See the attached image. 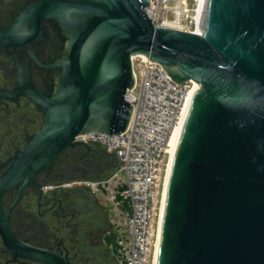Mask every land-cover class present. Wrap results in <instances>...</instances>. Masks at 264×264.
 <instances>
[{
  "label": "water",
  "instance_id": "95a60500",
  "mask_svg": "<svg viewBox=\"0 0 264 264\" xmlns=\"http://www.w3.org/2000/svg\"><path fill=\"white\" fill-rule=\"evenodd\" d=\"M149 0H43L31 13L67 37L52 97L36 94L44 126L0 180L2 252L71 264L11 230L1 205L12 185L50 172L88 133L120 134L131 120L132 58L198 84L173 147L154 264H264V0H202L200 33L154 25ZM97 178L96 180H100ZM90 180V179H87Z\"/></svg>",
  "mask_w": 264,
  "mask_h": 264
},
{
  "label": "flooded vegetation",
  "instance_id": "af4514ba",
  "mask_svg": "<svg viewBox=\"0 0 264 264\" xmlns=\"http://www.w3.org/2000/svg\"><path fill=\"white\" fill-rule=\"evenodd\" d=\"M41 1L0 0V180L11 159L45 124L46 111L36 94L52 97L63 72L54 65L63 57L67 37L50 19H43L37 30L31 11ZM69 148L68 156H59L50 172L7 189L1 197L2 211L21 241L54 249L71 264H106L101 256L109 257L104 246L113 247L112 225L103 232L99 213L86 219L89 212L80 206L87 189L80 181L88 175L107 177L117 158L104 148ZM2 247L0 232V264H38L5 254Z\"/></svg>",
  "mask_w": 264,
  "mask_h": 264
},
{
  "label": "built area",
  "instance_id": "2783aa9c",
  "mask_svg": "<svg viewBox=\"0 0 264 264\" xmlns=\"http://www.w3.org/2000/svg\"><path fill=\"white\" fill-rule=\"evenodd\" d=\"M149 1L145 9L154 25L200 33L201 0ZM132 63L135 85L126 98L133 112L127 129L120 134L88 133L77 138L100 145L114 155L119 161L118 173L80 184L98 193L118 177L116 187L121 186L119 194L128 207L125 228L117 240L123 263L153 264L162 166L169 155L173 133L198 84L193 80L175 82L160 63L143 55L134 56ZM117 192L111 189L114 201ZM120 205L118 201V209Z\"/></svg>",
  "mask_w": 264,
  "mask_h": 264
},
{
  "label": "rangeland",
  "instance_id": "374dc122",
  "mask_svg": "<svg viewBox=\"0 0 264 264\" xmlns=\"http://www.w3.org/2000/svg\"><path fill=\"white\" fill-rule=\"evenodd\" d=\"M90 145H91V147H96V149L102 148V146H100V145H96V144H90ZM83 147H84V151H85L86 147L85 146H83ZM70 149L71 148L65 150L60 155V159L64 160L68 156V154L71 152ZM86 163H88V161ZM118 165L119 164L116 160V166H118ZM165 174H166V166L164 163V165L162 166V176H161V181H160L161 185L159 186V192H160L159 200L162 197V192L164 189ZM92 176L93 175H88V176H86V179H84V180H87V179L96 180ZM110 176H112V174H108L107 177H105V179L110 178ZM102 179H104V178H102ZM117 180H118V177L117 178L115 177V179L113 181H111L109 185H107L104 188L102 187L101 191H99L98 193H93V191L91 189L85 187L87 189V191H86L85 196H84V202L80 206V207H82V206L84 207L83 208L84 212L86 210L89 212V213H85L86 219L90 218V220H91L94 218V216L96 217V215L99 213V218H102L101 225L103 228H101V229L103 230V232H105V228L107 229L109 224L112 225V232L110 235L111 236L110 240L113 241V247L111 248V250H109V249L106 250L105 249L106 247L104 246L103 252L107 251L109 254V257L107 256L106 258H104V256H101V258L103 260L105 259L106 264H124L123 263V257L119 251V248H118L117 240L125 228V221L127 219L128 207L125 203H122V197L119 194V192L122 190V188H121V186L118 188L116 187ZM73 184L75 185L76 183H73ZM111 189H116V191H118L116 194V200L115 201L112 200V198H111ZM118 201L121 204L119 209L117 207ZM155 229H157V223H155ZM103 254L105 255V253H103Z\"/></svg>",
  "mask_w": 264,
  "mask_h": 264
},
{
  "label": "bare ground",
  "instance_id": "6f19581e",
  "mask_svg": "<svg viewBox=\"0 0 264 264\" xmlns=\"http://www.w3.org/2000/svg\"><path fill=\"white\" fill-rule=\"evenodd\" d=\"M201 6H202V0H201ZM195 91H196V89L191 92V96L188 99V103H187L186 110L184 112L183 119H182L180 125L175 129V131L173 133V136L171 138V147L169 149V155H168L167 160H166V163H165V166H166V174H165V180H164V189L166 187L167 176H168V171H169V167H170V161H171L173 147L175 146V143H176L177 139L179 138L180 133L182 131V127L184 125V122L186 121L188 112L190 110V105H191L192 100H193L194 95H195ZM164 189H163V192H162V197L160 199V207H159L158 218H157V229H158V226H159V219H160V214H161V206H162V199H163V196H164ZM158 235H159V231H158ZM157 245H158V239H156V246H155V250H154L153 264L155 263V252H156Z\"/></svg>",
  "mask_w": 264,
  "mask_h": 264
},
{
  "label": "crops",
  "instance_id": "0c3cea01",
  "mask_svg": "<svg viewBox=\"0 0 264 264\" xmlns=\"http://www.w3.org/2000/svg\"><path fill=\"white\" fill-rule=\"evenodd\" d=\"M102 148H103V147H102ZM117 162H118V164H119L118 159H117ZM118 168H119V165L116 166V163H115V164L113 165V167L111 168V171H110L109 174H112V176L115 175L116 173H118ZM112 176H110V177H112ZM104 179H105V177H104Z\"/></svg>",
  "mask_w": 264,
  "mask_h": 264
}]
</instances>
